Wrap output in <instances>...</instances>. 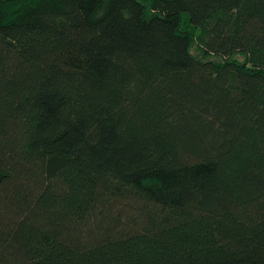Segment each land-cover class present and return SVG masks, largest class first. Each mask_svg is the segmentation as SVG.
<instances>
[{
    "label": "trees",
    "instance_id": "16d2710c",
    "mask_svg": "<svg viewBox=\"0 0 264 264\" xmlns=\"http://www.w3.org/2000/svg\"><path fill=\"white\" fill-rule=\"evenodd\" d=\"M0 264H264V0H0Z\"/></svg>",
    "mask_w": 264,
    "mask_h": 264
},
{
    "label": "rangeland",
    "instance_id": "374dc122",
    "mask_svg": "<svg viewBox=\"0 0 264 264\" xmlns=\"http://www.w3.org/2000/svg\"><path fill=\"white\" fill-rule=\"evenodd\" d=\"M191 52H192V54L195 55L196 57H198V58L200 57V53H199L198 49H197L195 46L192 47ZM209 59H210V60L218 61V60H216V58H214V57H211V58L209 57ZM235 59H236L237 61H242V58H241V56H239V55H236V56H235Z\"/></svg>",
    "mask_w": 264,
    "mask_h": 264
}]
</instances>
